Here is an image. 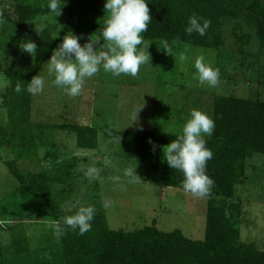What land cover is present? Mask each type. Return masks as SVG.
<instances>
[{
	"label": "rangeland",
	"instance_id": "1",
	"mask_svg": "<svg viewBox=\"0 0 264 264\" xmlns=\"http://www.w3.org/2000/svg\"><path fill=\"white\" fill-rule=\"evenodd\" d=\"M105 3L106 0H100L101 19L108 18ZM66 22L63 13L56 16L53 12L27 22L21 44L34 42L37 45L34 56L20 46L16 54L13 47L6 52L2 42L12 41L8 35L0 33V131L8 140L7 144H0V245L8 251L3 253L8 257L16 256L17 241L28 248V251L20 249L17 257L32 256L38 250L58 243L60 238L48 227L49 222L55 220L47 218L43 208L32 204L26 191L19 189L20 181L10 170L9 160L24 176L41 169L61 168L65 161L77 157L73 183L53 185L51 194L59 202L61 211L80 206H102L109 227L115 230H133L155 222L163 231L181 229L192 239L204 238L208 198L195 197L180 187L161 188L152 183L150 176L159 173L160 168L155 171L153 162L128 156L119 136L114 133L141 128L181 132L193 109L211 118L208 113L212 98L217 94L264 99V78L261 76L264 48L258 40L255 25L242 16L226 19L223 44L218 49L171 43L173 56L162 50L159 43L162 40L142 37L144 43L138 50L142 49L146 55L149 53L150 63L140 66L137 78L124 74L113 77L101 67L96 75L85 79L80 95L72 97L53 85L54 76L49 75L47 62L65 35L77 36L83 46L90 36L100 34L66 32L58 44L53 45L54 39L64 32ZM185 44L189 46L187 59L181 62L179 53L185 51ZM199 56L214 69H219L216 87L200 85L193 78L196 73L194 62ZM10 68L34 71V76L40 75L44 80L42 92L28 93L27 113L16 109L14 115L13 108H9L17 100V93L7 89L11 80L4 71ZM133 113L138 114V120L132 124ZM18 119L25 123L23 131H13L12 120ZM61 124L97 128V147L80 148L77 133L69 128H59ZM24 133L37 135L36 150L32 146L21 147L18 135ZM105 158L110 161L107 165ZM91 160L96 161L100 172L98 179L89 181L85 172ZM163 162L162 151L157 165L161 166ZM128 168L135 169L137 176H126L124 173ZM229 201L241 205L242 211L237 218L242 240L254 242L264 249V153H254L248 158L245 179L236 185L235 195ZM105 203L109 206L105 207ZM45 253L49 256L47 250Z\"/></svg>",
	"mask_w": 264,
	"mask_h": 264
},
{
	"label": "trees",
	"instance_id": "2",
	"mask_svg": "<svg viewBox=\"0 0 264 264\" xmlns=\"http://www.w3.org/2000/svg\"><path fill=\"white\" fill-rule=\"evenodd\" d=\"M61 13L67 17L64 32L55 38L58 44L66 32L74 34H100L105 20L99 14L100 0H59ZM152 18L148 30L141 33L147 40L172 41L194 46L218 49L223 44L224 20L242 16L255 25L257 37L264 48V4L262 0H146ZM49 0H0V33L8 35L12 42H2L6 52L10 47L15 54L21 44L23 30L27 22L39 15L51 13ZM195 14L210 20V27L204 36L185 32L188 20ZM202 24L203 21L200 20ZM242 40V39H241ZM11 80L7 88L13 93L17 83L22 87L15 94L17 100L9 108L22 113L28 112V83L34 71L26 72L10 68L4 71ZM264 78V67L261 73ZM264 84V80H262ZM9 103V102H8ZM211 112L215 123L213 134L204 136L206 147L213 156L206 163V175L213 181L211 195L207 196L205 236L202 239L187 237L181 229L163 231L155 222L133 230H115L109 227L105 208H95L91 230L84 235L79 230L68 229L60 236L58 243L40 249L32 256L17 257L27 247L18 244L16 256H5L0 245V264H264V249L254 242L241 238L238 218L242 211L238 202L229 201L235 195L236 185L243 182L247 160L254 153H264V99L261 97H242L236 94H217L212 98ZM13 131H23V121L12 120ZM77 133L78 146L83 149L97 147L98 130L89 125H58ZM181 132L148 130H125L117 134L128 156L153 162L151 182L161 188L182 187L184 174L170 168L166 161L158 166L162 146L175 140ZM20 136L23 149L36 150V134L25 133ZM16 136V137H18ZM4 132L0 131V144H7ZM149 140L152 143H149ZM28 143V144H27ZM28 145V146H27ZM77 157L65 161L61 168L41 169L39 172L24 175L15 169L13 161H7L10 170L20 181V190L26 191L32 204L43 208L47 218L60 221L63 216L73 215L78 210L61 211L59 202L52 197L56 183H73V168ZM2 213L0 211V217ZM21 249V250H20ZM48 251L49 256L45 251ZM4 252V253H3ZM15 254V253H14ZM13 254V255H14Z\"/></svg>",
	"mask_w": 264,
	"mask_h": 264
},
{
	"label": "clouds",
	"instance_id": "3",
	"mask_svg": "<svg viewBox=\"0 0 264 264\" xmlns=\"http://www.w3.org/2000/svg\"><path fill=\"white\" fill-rule=\"evenodd\" d=\"M48 7L56 16L61 14L62 6L59 0H49ZM104 9L105 13H108V18L105 20L100 36H90L88 42L81 46L77 36L65 35L62 43L54 50L47 62L49 75L54 76L53 85L62 88L69 96L80 95L85 79L96 75L101 67L104 72L111 73L113 77L124 74L137 78L140 66L150 63L149 53L146 55L142 49L138 50V46L144 43L141 33L148 30L152 20L146 0H106ZM2 15L0 13V16ZM200 20L203 21L202 24ZM210 24V20L193 14L189 17L185 32L188 35L195 32L204 36ZM101 41H103L102 44ZM178 42L179 37L174 39L172 44ZM159 43L166 54L173 56L172 47L167 40ZM188 47L185 44V51L179 53L181 62L187 59ZM20 48L34 56L37 45L26 41L20 44ZM194 67L196 73L193 78L200 85L216 87L219 84V69H214L210 64L205 63L202 56L195 59ZM43 87V78L40 75L33 76L28 83L27 92L37 95L43 91ZM14 90L20 93L23 89L17 83ZM131 120L132 124L136 122L138 114L133 113ZM214 128L215 123L207 114L193 109L191 118L182 126V131L177 138L162 146L163 159L167 165L184 174L182 182L184 192L198 198L211 195V189L214 186V181L206 175L205 171L206 163L212 158L213 153L205 146L204 139L205 135L210 137L213 134ZM149 143L152 141L149 140ZM109 163L110 161L105 158L104 164ZM99 172L96 161L91 160L85 172L89 181L98 179ZM124 174L133 178L137 176L133 168L126 169ZM104 206L109 205L105 203ZM94 214V206H80L75 214L63 216L60 221H51L48 227L57 237L65 235L68 229L72 231L78 229L79 234L84 235L91 230L90 222Z\"/></svg>",
	"mask_w": 264,
	"mask_h": 264
}]
</instances>
